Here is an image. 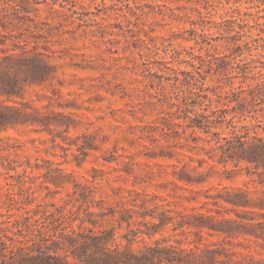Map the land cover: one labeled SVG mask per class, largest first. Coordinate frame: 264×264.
Segmentation results:
<instances>
[{"label":"rangeland","instance_id":"rangeland-1","mask_svg":"<svg viewBox=\"0 0 264 264\" xmlns=\"http://www.w3.org/2000/svg\"><path fill=\"white\" fill-rule=\"evenodd\" d=\"M88 2L0 0V57L33 56L47 64L39 80L22 85L8 101L18 121L0 130V142L6 136L15 141L0 147V221L10 216L12 234V222L27 211L38 216L62 206L65 214L78 212L86 219L83 230L112 229L115 242L126 244L122 235L130 236L131 229H146V222H159L162 213L172 218L151 237L139 233L133 249L155 240L176 245V239L181 247H192L189 241L197 236L182 232L186 226L172 227L199 212L218 222L234 220L233 227L264 223V208L224 200L240 189L251 198L264 195V182L259 183L264 166L219 162L212 149L216 136L192 133L175 105H196L192 115L203 110L198 105H224V96L253 84L251 78L234 77V68L251 73L264 62V0H128L121 9H87ZM226 18L244 25L234 24L239 36L227 33L228 23L218 26ZM200 57L215 69L204 73L209 69L199 65ZM192 63L202 69L194 70ZM228 109L227 119L235 114ZM245 113L235 114L234 123L264 137V107L255 114L262 127ZM212 131L227 136L229 129L223 123ZM124 209L133 214L130 226L120 220ZM207 230L203 244L234 252L232 260L249 256L264 264L261 239Z\"/></svg>","mask_w":264,"mask_h":264},{"label":"trees","instance_id":"trees-1","mask_svg":"<svg viewBox=\"0 0 264 264\" xmlns=\"http://www.w3.org/2000/svg\"><path fill=\"white\" fill-rule=\"evenodd\" d=\"M222 23L230 24L227 33L233 32L232 38L240 34V31L235 29L234 24L239 29L244 27L236 19L226 18L217 24L219 26ZM260 46L264 49V40ZM240 47L241 41L234 43L230 47V52L234 48ZM199 65L208 66L209 70H203L204 73L215 69L211 61H206L203 57L199 58ZM191 66L194 70L202 69L195 63H192ZM46 68L45 62H39L33 56L4 53L0 57V130L11 127L12 123L18 121L17 117L11 116V104L8 101H11L12 96L20 94L22 85L39 80ZM254 68H257V71L252 72ZM164 69H169V67L165 66ZM234 69L238 70L234 77L240 75L242 81L251 78L254 82L248 84L246 89L240 88L236 92L233 91L224 96V105L214 107L210 103L198 105L202 106L203 110L192 115L189 112H193L196 105L179 106L178 103L175 105L179 110L184 111L183 117L188 121L186 126L191 129L192 133L201 130L216 136L212 149L218 151L219 162L224 164L230 162L237 165L239 161H247L253 165L254 169H258L264 166V137L249 135V127L247 125L239 127L233 119L235 114L242 115L246 112V116L255 119L257 127H262V120L257 119L255 114L264 107L262 105L264 104V62L260 61L259 65H253L251 73L240 65ZM200 71L197 70L196 72L203 77L205 74H201ZM186 73L195 77L190 71ZM226 74L228 75V73ZM202 98L210 102V98L206 94H203ZM182 99H188L189 102L190 97L187 98V95H184ZM232 102L235 105H228ZM229 106L235 114L227 119L225 114L229 110ZM223 123L229 129L227 136H219L221 132L212 131V128L221 126ZM263 182L264 179H260L259 183ZM224 200L238 207L264 208V195L251 198L246 191L241 189L227 195ZM81 205L82 203L79 207ZM84 209L87 213H92L88 211V205ZM114 213L113 210L110 211L111 216H114ZM36 214L38 213L27 211L20 219H15L12 222V227H16V230L12 231V234H10L11 227H9V224L11 225L10 216H7L8 219L0 221V264H263V261L252 260V257L249 256L232 260L231 255L234 252L227 253L226 250L215 246V243L203 244L201 242L202 231L208 229L213 231L207 230L208 234H221L223 237L229 238L240 234L253 236L255 240L261 239L264 245V223L262 222L238 223L235 225L237 227H233L231 223H234V220L222 219L218 222L213 216L200 212L194 213L193 219L178 221L172 227V229H176L186 226L188 230H182V232L196 235L197 239L189 241V244H193L192 247H181V240L176 239V245L163 244L165 240L163 242L155 240L154 245L144 244L143 248L133 249L130 244L136 241L139 233L151 237L172 218L162 213L159 222H146L150 223L151 227H148L147 224L146 229H131L130 236L128 234L122 235L126 239V244H122L115 242L112 229H100L97 233L89 227L86 231L83 230L81 227L86 219L78 212L76 215L65 214L62 206L56 208L52 213L42 211L40 215L35 216ZM138 214L141 217L147 215L151 218L155 217L152 212H138ZM65 216L71 218V224L66 223ZM34 217H41L49 222L52 226L51 236L43 235L40 231H37L35 236H31ZM75 220H79L77 228L72 226V222ZM120 220L126 222L127 226L134 223L133 214L128 209L122 211ZM92 222L95 223V221ZM239 227L243 229L240 230ZM222 254L226 257L225 259L221 258ZM69 256H72L74 261H70Z\"/></svg>","mask_w":264,"mask_h":264},{"label":"clouds","instance_id":"clouds-1","mask_svg":"<svg viewBox=\"0 0 264 264\" xmlns=\"http://www.w3.org/2000/svg\"><path fill=\"white\" fill-rule=\"evenodd\" d=\"M82 2V0H81ZM128 0H123V3H118L117 0H89V2L87 4H85V8L87 9H107L109 7V5L112 6L113 9H121L124 7V3H127ZM68 7H71V5H68ZM77 8H79V3L77 4ZM67 8L64 9V11H66ZM118 15H120L121 13H117ZM262 15H264V13H261ZM122 15L127 16V12L122 13ZM92 19H101L98 17H91ZM248 23H251V21H248ZM61 77L59 76V74L56 76V78H54L51 83L49 84L50 87H55V80L56 79H60ZM199 111V110H198ZM15 141L10 140L6 137H4L3 141L0 142V147H7L8 144L10 143H14ZM5 156H9V159H11V156L9 155L8 152H3L2 153ZM22 159V158H21ZM55 209H48L49 213L54 212ZM30 214V213H29ZM16 217H13V219H15ZM4 219H8L7 216L4 217ZM66 223L71 224V218L68 216L64 217ZM38 221V222H37ZM43 226V227H42ZM9 227H11V225L9 224ZM51 225L49 224V222L46 219H43L41 217H34L33 218V222H32V231H31V236H35L37 231H40L41 234L46 235V236H51L52 232H51ZM12 231L14 232L15 229H12ZM11 234V233H10ZM53 239H55V237H53Z\"/></svg>","mask_w":264,"mask_h":264}]
</instances>
